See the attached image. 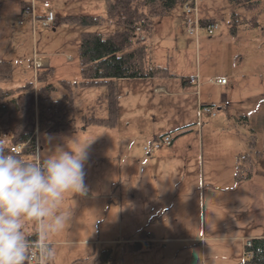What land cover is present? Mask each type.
<instances>
[{
    "label": "crops",
    "instance_id": "1",
    "mask_svg": "<svg viewBox=\"0 0 264 264\" xmlns=\"http://www.w3.org/2000/svg\"><path fill=\"white\" fill-rule=\"evenodd\" d=\"M10 1L11 4L17 3L19 5L21 16L22 12L32 5H28L25 0H0V7ZM227 1L232 5L228 9L229 16L232 11L238 12V7L229 0ZM40 2L42 3V0ZM32 3H34V0ZM65 10L72 13L67 9H64L63 12ZM63 12L60 13L61 16ZM60 14L58 18H61ZM214 16H216L215 13H209L206 10L205 12L202 11L201 18L207 22L216 20ZM180 23H182L181 17L174 22V28H177V24L180 28ZM232 33L236 34L237 30L232 31ZM195 40L198 44L199 37L198 39L195 37ZM175 42L178 48L174 49L179 54L182 55L184 51L189 50L187 47L181 48L179 46V38L175 37ZM151 44L149 45V51L152 61L159 66L167 67L171 74L119 79L117 84L120 117L115 126L84 122L82 119L84 114L94 113L98 116H104L106 115V109L98 100L92 104V109L89 103L80 104L75 101L78 128L58 132L44 131L45 133L59 135H64L62 133L78 135L80 131L86 136L91 132L96 138L91 143H86L88 158L85 167H88L91 163H95L98 167L104 164L108 165L109 170L112 171V175L108 172L110 176L108 181L96 178L94 175L86 176L87 195L66 193L60 206L70 210L72 215L79 213L98 216V214L107 211L114 216L120 214L121 218L125 215V221L130 216H134L139 227H146L147 224L153 225L149 220L152 221L154 216H158L156 219L159 220L154 223L153 228H150L152 232L150 236L155 240L190 241L192 243L199 241L200 244H192L191 249L200 247L203 251L204 264H213V261L208 262L206 258V241H210L226 249V256L222 258V263L218 261V264H237V262L240 264L243 259L249 256L246 253L248 241L252 238L264 237V230H261L264 228V216L262 214L254 218L248 217L243 219L242 223H230L227 219L223 220L224 214L222 212L230 211L238 206L244 213H250L253 207H251L248 200H244L248 198L251 192L255 191L257 200L260 201L255 205H260L264 209V193L258 192V189H263L264 192V186L260 185V188H258L259 186L251 185L254 181L256 166L252 157L253 151H250L251 156L247 155V160L241 159L239 161V156L249 150L248 136L250 132L247 134L243 130L246 124L251 125L250 131L253 130L256 133L255 153L258 155L263 154L261 150H264V147L260 143L264 134L260 131L259 122L264 120V106H261L264 101V85L255 81L247 82V85L244 86L250 89L245 91L236 80V72H233L236 78L231 83L229 78L223 84L208 80L206 82L208 81L211 84H203L204 81H200L199 85L191 83L189 76H181L170 65L169 58L171 55L168 46L160 44L166 60L163 61L159 57L160 54L155 53L153 42ZM190 44L191 41L188 40L187 45L190 46ZM68 58L74 60L71 54H68ZM34 65L43 69H54L52 58L48 55H39L37 60H34ZM36 71H39V69L36 68ZM177 77L183 79L179 80ZM194 86L196 87L195 98L193 96L195 95ZM201 86L202 90L200 89ZM97 88H101L99 91L95 90L98 96L102 92V87L98 86ZM203 91L206 94L205 96ZM143 93L147 94L146 113L142 109L145 103ZM131 96L138 98L140 105L137 107L139 111L137 112L132 108L133 112L130 115L122 117L121 99ZM187 102H190L189 107L186 106ZM246 103L252 105L245 107L244 104ZM173 104L176 107H172ZM204 104H216L219 113L216 112L215 115H211L215 117L211 118L205 126L200 123L199 129H195L193 124L195 123L198 126L196 119L200 118L199 120H201L206 116V114L200 112V107ZM128 107L130 106L128 105ZM78 108L81 110L79 111ZM185 110H191V119H182V116H186ZM232 120H234L235 125L231 124ZM207 124L211 126H206ZM217 124H220V126H217ZM82 125L85 126L82 128ZM167 134L173 136L172 143L168 144L169 147H156L155 143L158 137L161 139ZM261 134L262 138L260 137ZM82 135L80 134V136ZM217 135L222 140L218 149L220 158L210 160L204 165L206 147L208 144L213 145ZM183 136H188V138L185 140L180 139ZM83 141L84 138H81L75 146L77 152L83 149ZM39 146L41 151L43 146ZM245 146L248 150L243 152ZM200 153H202L203 170L197 179L195 161L198 164L200 163ZM202 195L204 201H208V212H210L207 224L204 222V226H202L205 231L202 235L182 236L179 234L183 228V225L179 222V216L193 215L192 220H194L191 223V228L195 234ZM85 198L86 200H84ZM246 203L248 204L245 210L242 207ZM217 215L220 222H215ZM247 219L249 221H246ZM72 222L75 221L72 220ZM158 223L163 225L161 233L155 229V225ZM72 224L75 225L76 223ZM206 229L208 234H206ZM35 231L29 233L28 236L34 234ZM75 231H77L76 227L69 224L67 230L63 228L56 234L48 236V242L53 246L55 256L56 251H59L56 248L63 244H96L97 242L128 240L126 236L102 239L99 237L94 239L92 236L73 237L72 233H75ZM69 254L68 256L72 255ZM69 258H71L69 260H73L75 257ZM57 259L54 258V261ZM166 261L162 257L161 262L158 261L157 264H166ZM41 262L31 261L30 263L41 264ZM26 264H29L28 260ZM65 264L69 263L65 262Z\"/></svg>",
    "mask_w": 264,
    "mask_h": 264
},
{
    "label": "rangeland",
    "instance_id": "2",
    "mask_svg": "<svg viewBox=\"0 0 264 264\" xmlns=\"http://www.w3.org/2000/svg\"><path fill=\"white\" fill-rule=\"evenodd\" d=\"M32 1L33 0H25L28 5H31ZM48 1L51 9L54 11L55 15H57V22L50 26L44 25L41 20H38L37 25L34 26L30 17H23L20 15L19 5L17 3L11 4L10 1L0 7V59L10 60L13 63L11 78L6 81H1L0 83L6 88H16L17 86L25 85L29 82H33L35 85H37L38 82L42 84L52 82L55 87H57L52 92L53 96H60L64 92L61 80L68 79L73 83L75 101L80 104L89 103L92 109V104L96 103L98 99L96 91H99L101 88H97L98 86H82L79 84L76 86L75 84L76 81L81 78L78 60L80 32L85 28L110 31L121 26L108 21L96 26H81L78 23L61 21V18H58L59 14L63 12L64 9L71 11L72 14L91 13L94 15L106 16L105 0ZM34 3H36V11L38 14L41 15L46 12L47 8L44 6L43 0L42 3L40 0H34ZM230 6L232 5H230L227 0H198L199 14L202 16V11L205 12L206 10L209 13H215L216 16L214 17L219 21L220 25L214 34L208 33L207 30L202 27L200 30L199 42L197 44L195 36L190 35L186 30L183 9L182 6L178 4L169 13L156 18L153 33L148 39L149 45H152L151 43L153 42L155 53L160 54L159 57L163 59V61L166 60L163 56V48L160 44L166 47L168 46L171 55L169 58L170 65L174 67L181 76L190 77L192 74L199 75L201 81H204L203 84H211L208 81H210L211 78L217 77L229 78L231 83L234 81L233 79L237 77L236 80L238 84L242 85L245 91L250 89L244 86L247 85V82L255 81L264 85V33L262 31L264 26V12L255 11L258 15V25L250 26L241 24L238 26L237 33L233 34L230 21H228L230 17L228 9ZM238 11L246 16L250 13L245 12L242 7H238ZM67 14L70 13L65 10L62 16ZM180 17L182 18L180 28H178L179 24L176 25L177 28H174V22L180 19ZM175 37L179 38L178 44L181 48L187 47L189 49L184 51L182 55L174 49L176 47L178 48ZM188 40L191 41L190 46L187 45ZM41 54L48 55L52 58L53 70L48 68L43 69L34 65V60H37V57ZM68 54H71L74 60L69 59ZM36 68L39 69L40 78L37 76L38 71H36ZM233 72H236V77ZM177 78H179V80L183 79L182 77ZM206 80L208 81L206 82ZM93 87L95 88L91 89ZM200 89L202 90V86ZM194 92L195 95L193 96L195 98V86ZM143 94L145 96V103L142 109L144 113H146L148 105L146 103L147 94ZM203 95H206L205 92ZM121 102L123 106L122 117L130 115L133 112L132 108L137 112L139 111L137 106L140 104L136 96L125 99L122 98ZM128 105L130 107H128ZM213 105H215V110L217 111V105ZM251 105V103L244 104L245 107ZM186 106L189 107L190 102H187ZM261 106H264V101ZM172 107H176L175 104H173ZM78 110L80 111L81 109L78 108ZM258 111L260 112V110ZM183 112L184 110L182 114ZM185 113L186 116H182V119H191V110H185ZM217 113H219V110ZM206 116L201 118V120H199L200 118L196 119L198 121V126L194 123L195 129H199L200 123L205 126L211 118L215 117L211 115V117ZM231 124H234V120L231 121ZM84 126L85 125H82L81 127L83 128ZM206 126L211 125L207 124ZM217 126H220V124H217ZM259 126L261 133L264 134V120H260ZM250 128L251 125L246 124L243 130L249 134ZM62 134L64 135L50 134L44 131H41V133L39 132L38 147L40 153H38V155H46L60 147H69L77 152L75 146L79 143L81 138H84L82 142L84 144L83 148L87 145L86 143H91V141H94L96 138L91 132L88 133L87 136L80 131L78 135H68L71 133ZM80 134L83 135L80 136ZM260 137L262 138V134ZM186 138H188V136H183L180 139L185 140ZM160 140L161 139L158 137L155 146ZM221 143L222 140L220 136L217 135L213 145H207L204 153L206 158L204 165L210 160L220 158L218 149ZM39 145L43 146L41 151ZM260 145L264 147V137ZM159 147L168 148L169 145L168 143H162ZM247 150L248 148L245 146L242 151L244 152ZM252 151V157L256 166L254 170V181L251 185L255 187L259 186L258 188H260V185L264 186V150H261L263 154L260 155L256 154L254 150ZM201 154L202 153H200V159L198 158L200 163L198 164L195 161L197 179L200 177L203 170ZM36 157L37 155L35 154L23 155V158L30 160ZM85 171L87 177L94 175V177L106 181L110 179L108 172L112 175V171L109 170L108 165L104 164L98 167L95 163H91L88 167H85ZM255 192H251L248 198L244 200H248L251 207H253L250 213H244L238 206H235L230 211L227 210L226 212H222V214H224L223 220L227 219L230 223H242V221H244L243 219L248 217L254 218L262 214L264 216V209L260 207V205H255V203H260L259 199L257 200ZM258 192L261 194L264 193L263 189H258ZM84 200H86V198ZM200 200L201 203L197 214L198 222L196 224L197 231L195 234L194 230L191 228V223L194 220H192L193 215L185 214L179 216V222L183 225L179 234L182 236L202 235L204 233L205 230L202 229V226H204V222L207 224L210 212H208V201H204L203 195ZM247 204L248 203L242 208L246 210L247 208L245 207ZM157 217L154 216L152 218L154 220H149V222L154 225V223L159 220L156 219ZM170 219L173 220L171 217ZM72 220L75 222H72ZM246 221L249 220L247 219ZM215 222H220L218 215ZM72 223L76 224L73 225ZM69 224L70 226H75L77 230L75 233H72L73 237L92 236L94 239L97 237L102 239L126 236L128 240L97 242L96 244H63L56 248L59 251H56V256L54 257L58 258L54 261L55 264H65V262L69 264H157L158 261L161 262L162 257L167 260L166 264H204L203 251H201L200 247L191 249L192 244L195 243L199 245V241L192 243L190 241L155 240L150 236L152 233L150 228H153V225L147 224L148 226L146 227H139L134 216H130V218L125 221V215L121 218L120 214L114 216L107 211L100 215L98 214V216L95 214L87 215L77 213L75 215L71 214L70 220L63 228L67 230ZM37 228L38 225H35L31 220L24 222V231L26 235L34 232ZM155 229L161 233L163 231V225L158 223L155 225ZM261 230H264V228ZM98 232L99 234H97ZM206 234H208L207 229ZM103 249L111 250L110 258L107 261L101 260L99 256L100 251ZM69 253L72 255L68 256L70 255ZM72 256L75 258L69 260L71 259L69 257ZM225 256L226 249L222 248L221 245L206 241V258L208 262L213 261V264H218L219 261L222 263V258ZM245 259H243L240 264H248V262H245ZM41 261V264H45L43 259ZM28 262L32 264L29 259Z\"/></svg>",
    "mask_w": 264,
    "mask_h": 264
},
{
    "label": "trees",
    "instance_id": "3",
    "mask_svg": "<svg viewBox=\"0 0 264 264\" xmlns=\"http://www.w3.org/2000/svg\"><path fill=\"white\" fill-rule=\"evenodd\" d=\"M186 0H105L106 16L67 14L61 21L78 23L81 26H96L105 21L121 27L110 31L82 29L78 44V60L81 78L76 85L101 86L99 103L106 109V115L84 114L86 123L115 126L119 121V93L117 81L122 78H143L170 75L167 67L155 64L149 51L148 39L152 35L157 17L172 11ZM236 7H242L248 16L232 11L230 27L234 32L241 24L258 25L255 11L264 12V0H229ZM140 26V30L137 27ZM264 33V26L262 29ZM13 63L0 59V82L12 76ZM38 78L39 71L37 74ZM64 92L53 96L57 87L33 82L16 88H6L0 83V130L11 132L13 143L22 142L24 147L19 155H34L37 152V131H65L78 128L75 112L73 83L62 79ZM36 87V88H35ZM247 119V118H246ZM256 133L251 130L248 136L249 151L239 156V161L247 160L254 150ZM35 241L34 234L30 235ZM246 245L248 263L264 264V237L252 238ZM111 250L100 251V259L107 261Z\"/></svg>",
    "mask_w": 264,
    "mask_h": 264
},
{
    "label": "clouds",
    "instance_id": "4",
    "mask_svg": "<svg viewBox=\"0 0 264 264\" xmlns=\"http://www.w3.org/2000/svg\"><path fill=\"white\" fill-rule=\"evenodd\" d=\"M57 149L26 160L0 143V264H26L32 248L45 264H53L55 250L48 236L63 229L71 217L61 202L66 193L88 192L87 145L80 152ZM27 220L38 225L35 241L24 231Z\"/></svg>",
    "mask_w": 264,
    "mask_h": 264
},
{
    "label": "built area",
    "instance_id": "5",
    "mask_svg": "<svg viewBox=\"0 0 264 264\" xmlns=\"http://www.w3.org/2000/svg\"><path fill=\"white\" fill-rule=\"evenodd\" d=\"M44 6L47 8L46 12L39 16L35 9V3L32 4V7L26 9L23 12V17H30L34 26L37 25V21L41 20L42 23L46 26L54 25L57 22V15L51 9L50 3L48 0L43 1ZM183 16L185 20L186 30L189 34L196 36L198 39L200 30L204 27L208 33L214 34L219 27V23L216 20L203 22L198 8V0H186L183 2ZM140 30V26L137 27ZM191 83L200 84L201 78L199 75H193L189 77ZM212 82L226 83V77H217L211 78ZM200 112L206 115H215V105L204 104L200 107ZM38 132V131H37ZM156 146H161L162 143H172L173 136L171 134L164 135ZM0 143H3L5 147L8 148L13 154H18L22 151L24 144L22 142L13 143L11 141V132H6L5 130H0ZM251 254L250 252H247ZM32 262H39L42 258L37 254L36 248L31 249V257L29 258Z\"/></svg>",
    "mask_w": 264,
    "mask_h": 264
},
{
    "label": "water",
    "instance_id": "6",
    "mask_svg": "<svg viewBox=\"0 0 264 264\" xmlns=\"http://www.w3.org/2000/svg\"><path fill=\"white\" fill-rule=\"evenodd\" d=\"M250 241H248V243H249Z\"/></svg>",
    "mask_w": 264,
    "mask_h": 264
}]
</instances>
